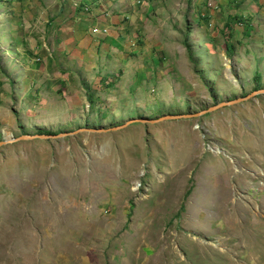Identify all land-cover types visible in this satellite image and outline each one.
<instances>
[{
	"label": "rangeland",
	"instance_id": "rangeland-1",
	"mask_svg": "<svg viewBox=\"0 0 264 264\" xmlns=\"http://www.w3.org/2000/svg\"><path fill=\"white\" fill-rule=\"evenodd\" d=\"M33 2L0 0V264H264V94L165 119L264 90V0H136L126 54L63 64Z\"/></svg>",
	"mask_w": 264,
	"mask_h": 264
},
{
	"label": "crops",
	"instance_id": "crops-1",
	"mask_svg": "<svg viewBox=\"0 0 264 264\" xmlns=\"http://www.w3.org/2000/svg\"><path fill=\"white\" fill-rule=\"evenodd\" d=\"M134 1L37 0L33 2L34 6H28L31 16L25 18L24 22L37 28L34 38L43 35V41L49 43L52 40V44L44 43L46 49L41 48L40 51L36 45L35 52L47 56L48 46L55 48L60 64L83 57L92 46L100 50L99 54L102 50L116 60L118 56L126 54L123 47L125 27L133 23L137 10ZM21 24L14 21L12 26L18 28L20 34H25ZM15 32L14 29L10 31L11 34Z\"/></svg>",
	"mask_w": 264,
	"mask_h": 264
},
{
	"label": "water",
	"instance_id": "water-1",
	"mask_svg": "<svg viewBox=\"0 0 264 264\" xmlns=\"http://www.w3.org/2000/svg\"><path fill=\"white\" fill-rule=\"evenodd\" d=\"M260 94H264V90H258V91H256V92L252 93L250 96L244 98V99H240V100L233 101V102H230V103H222V104H220V105H218V106H216V107H213V108H211V109H209V110H207V111H203V112H201V113H197V114H195V115H187V116H168V117H165V119H168V120H169V119H179V118L200 117V116H203V115H205V114H207V113H209V112H212V111L218 110V109L221 108V107H225V106L232 105V104H237V103H240V102L246 101V100H248L249 98H251V97H255V96L260 95ZM34 137H36V136H26V137H21L20 139H30V138H34ZM38 137H40V138H45V139H49V138H57V137H60V135H55V136H50V135H49V136H48V135H38ZM5 144H7V142H2V143H0V146L5 145Z\"/></svg>",
	"mask_w": 264,
	"mask_h": 264
},
{
	"label": "bare ground",
	"instance_id": "bare-ground-1",
	"mask_svg": "<svg viewBox=\"0 0 264 264\" xmlns=\"http://www.w3.org/2000/svg\"><path fill=\"white\" fill-rule=\"evenodd\" d=\"M8 138H9V142H10V143H12V142H13V140H12V137H11V135H8Z\"/></svg>",
	"mask_w": 264,
	"mask_h": 264
},
{
	"label": "built area",
	"instance_id": "built-area-1",
	"mask_svg": "<svg viewBox=\"0 0 264 264\" xmlns=\"http://www.w3.org/2000/svg\"><path fill=\"white\" fill-rule=\"evenodd\" d=\"M95 32H97V31H95ZM106 32V31H105Z\"/></svg>",
	"mask_w": 264,
	"mask_h": 264
}]
</instances>
